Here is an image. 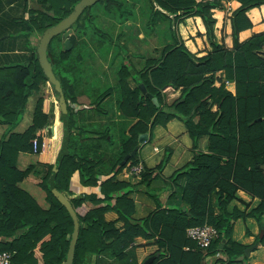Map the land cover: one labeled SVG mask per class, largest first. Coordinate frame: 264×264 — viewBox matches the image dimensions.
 <instances>
[{"label": "trees", "instance_id": "obj_1", "mask_svg": "<svg viewBox=\"0 0 264 264\" xmlns=\"http://www.w3.org/2000/svg\"><path fill=\"white\" fill-rule=\"evenodd\" d=\"M10 1H20L24 7L27 3ZM139 1L37 0L40 9L28 10L31 14L26 20L24 12L19 17L27 34L24 60L0 64V124L8 126L0 137V251L13 252V264H138L136 248L141 245L137 237L157 246L150 255H159L150 264H204V258L211 255H218V264H248L245 249L250 245L233 240V227L239 218L253 217L264 228V56L258 53L264 47V31L244 41H239L238 34L252 26L246 12L264 0H237L241 4L229 17L231 48L223 38L221 43L215 41L212 10L220 6L219 0H146L149 10L143 25L152 34L167 20L171 40L159 56L145 57L134 71L122 51L113 83H103L98 77L100 83L84 71L87 55L74 54L77 43L72 36L69 49L56 48L68 29L80 31L87 25L85 18L97 5L104 9V20L120 27L117 36L128 35L127 23ZM188 16H199L204 24L212 50L203 56L195 57L173 32L172 25ZM219 71L235 83V92L226 89L224 82L214 85L220 80ZM140 83L158 105L141 94ZM46 86L53 102L42 93ZM168 88L181 91L171 104L163 95ZM32 96H37L32 123L16 132L14 127ZM53 104L58 124L51 138L46 126L53 119ZM174 118L187 128L193 159L165 178L162 170L172 152L166 147L154 168L141 163L138 183L118 180L116 176L127 164L140 163L137 150L120 166L138 144V135L147 132L146 142H150L154 126L165 127ZM203 136L207 149L197 151L196 142ZM34 138L38 142L35 153ZM24 152L32 154L33 160L20 167L18 157ZM75 174L81 185L92 186L94 191L69 199L64 193L71 191ZM32 177L39 179L36 185L42 199L23 186ZM159 178L165 185L152 188L151 182ZM168 189L173 191L163 200L160 195ZM238 190L259 198L258 205L248 212L237 207L229 210ZM133 192H143L154 201L155 208L146 217H132L135 203L129 195ZM65 199L77 216V229ZM108 211L117 217L107 220ZM205 223L219 234L208 247L199 248L186 236V228ZM263 245L264 235H257L252 248ZM186 246L193 250H184Z\"/></svg>", "mask_w": 264, "mask_h": 264}, {"label": "crops", "instance_id": "obj_2", "mask_svg": "<svg viewBox=\"0 0 264 264\" xmlns=\"http://www.w3.org/2000/svg\"><path fill=\"white\" fill-rule=\"evenodd\" d=\"M218 3L220 6L214 8L212 10L213 17L216 19V23L214 26V36L215 41L218 43L223 42L228 48L232 47V27L230 16L232 15L233 11L240 6V2L237 0H219ZM10 6L13 2L9 3ZM248 18L252 22V26L244 29L239 32L238 38L239 41H244L245 39L249 38L252 34L264 31V4L259 7H254L249 9L246 12ZM194 19V20H193ZM186 23H188V28L191 35L194 36L195 47L197 46V53L199 52V56L205 55L206 48L209 51L212 50V46L210 45L209 41L207 42V37L205 33L204 24L199 16H192L189 18L184 19ZM194 22V24H192ZM192 26V27H190ZM191 28V29H190ZM195 29V33L193 30ZM8 37V36H7ZM200 40V44L197 43ZM207 42L205 46L203 41ZM187 44V41H186ZM188 48V47H187ZM15 50L14 53L17 54L14 58V62H21L24 60L23 54L25 53L22 50H17V48H13ZM264 47L259 50V54H262ZM195 51V52H196ZM3 53L0 51V56ZM20 58V59H19ZM5 61L2 60L0 57V64L1 62ZM13 61V60H12ZM110 76V75H109ZM216 76L220 78L217 80L214 85L219 86L221 82L225 83V88L231 92H235V83L233 81L226 80L224 77L223 71H219L216 73ZM42 93L49 98L51 102H53V97L51 96L50 90L46 87L43 88ZM181 94L180 90H174L172 88H168L165 90V100L167 104H171L174 100H176ZM37 96H32L27 104V108L23 114L22 120L14 127V131L22 132L26 130L32 123V111L34 108V102ZM83 104L87 103L85 99H81ZM209 102H212L210 99ZM72 105V104H71ZM75 105V104H74ZM52 121L49 125L46 126V129L51 131V138H54V128L58 124V111L57 106L55 104L52 105ZM212 111L216 110V105L213 104L211 107ZM198 117L194 118L196 122ZM7 125L0 124V137L7 129ZM171 148L172 152L169 157L167 164L164 166L162 170V175L165 178H169L172 174L180 167L184 166L187 162L193 159V142L187 133L186 126L178 119L174 118L167 123L165 127L161 125H156L153 128V138L150 142H144L138 148L140 154V163H144L148 168H154L163 158L165 148ZM207 149V137L203 136L199 138L196 142V149L197 151L205 152ZM33 160L32 154L29 152L21 153L18 157V165L20 167H26L29 165ZM100 179H103L104 176L97 175ZM118 180L126 181L131 184H136L140 180V175L133 173L129 170V167L126 166L121 170V172L116 176ZM39 179L30 178L27 181L23 182V186L33 192L38 199H42L43 193L39 192V189L36 183ZM165 185L162 179H155L151 182L152 188H161ZM70 192L64 193L67 198L72 197H80L82 194H90L94 191L92 186H83L79 182L78 174H75L72 178V183L70 187ZM173 191V189H168L161 193L160 197L163 200H166L169 194ZM135 203V212L132 214L134 219H140L149 215L155 208L154 201L148 197L143 192H133L129 195ZM237 199H234L230 202L228 209L231 210L233 207H237L239 210H245L248 212L250 209L256 207L259 203V198L251 197L243 190L237 191ZM242 199L245 203L248 204V207L245 208V204L240 202ZM117 217L114 211H108L105 213V218L107 220H113ZM118 225L121 222L117 223ZM263 227H260L258 222L253 217H247L246 219L239 218L234 222L233 227V240L244 244L250 245L247 247L249 252L246 253L247 255V263L248 264H264V245L260 248L253 249L252 244L255 240V237L258 235L260 237ZM264 235V233H263ZM262 235V236H263ZM136 243L140 244L138 248H136V259L138 264H142L143 261L147 258L148 255L156 251L157 246L154 244H145L146 240L142 237L136 238ZM246 248V249H247ZM154 250V251H153ZM185 250V248H184ZM193 250V249H192ZM191 250V251H192ZM218 255L214 256H207L204 258V264H218L216 261Z\"/></svg>", "mask_w": 264, "mask_h": 264}, {"label": "rangeland", "instance_id": "obj_3", "mask_svg": "<svg viewBox=\"0 0 264 264\" xmlns=\"http://www.w3.org/2000/svg\"><path fill=\"white\" fill-rule=\"evenodd\" d=\"M10 2V0H0V51L3 53L0 57L2 60H5L1 62L4 64L14 63V57L17 54L14 53L13 50L15 49L13 48L24 51V46H27V34L23 32V23L19 21V17H22V13L24 12L26 20L30 18L31 14L28 10L32 8H41V5L38 4L37 0H27L26 7H24L20 1L13 2L11 6L9 4ZM134 9L135 16L132 18V21H128V23L126 22L129 24L126 28L129 31L128 35H124L123 37L117 36L120 27L111 24L112 22L104 20V9L102 5H97V7L93 8L90 12L88 18H85L87 21L83 19L80 21L81 23L86 21L87 25L84 28H81L80 31L72 30L67 36V38L72 36L75 44L77 43L74 54H77V52L79 54L81 52L85 56L87 55L86 67H84V69L87 70L84 71L89 72L98 79L100 83L101 81L99 78H101L103 83L114 82V75L122 61V55L128 60V62L131 61L133 66L132 71H134L144 64L145 57L159 56L165 43L167 44V42L171 40V34L169 33L170 30L167 28V20H164L161 23L160 31H156L152 34L149 33L148 29L143 25V16L145 12L149 10L148 1L140 0L138 3L134 4ZM189 17L192 16L185 17L178 23L173 24V32L178 34L184 45L188 47L189 51L195 55V57H200L199 52L201 51H198L199 54L197 53L194 36L191 35L189 31L188 23L184 21V19ZM192 24H194V22H192ZM98 30H101V32L106 33L109 36L111 35V39L108 41L106 38H102V36L99 35ZM193 33H195V29L193 30ZM32 41L34 42L33 37ZM197 41V43L200 44V40ZM206 41L208 42V40ZM206 41H203L205 46L207 45ZM63 45L65 48V39H63L62 35L61 38H58L56 48L60 49ZM208 50L209 49L206 48L205 53L208 52ZM262 54L264 55V50L262 51ZM128 82L131 87L135 86V83L131 78L128 79ZM163 95L165 98V91L163 92ZM103 119L104 118L100 117L98 120L102 123ZM116 133L118 134L119 132ZM116 143L115 146H118V139ZM126 166L129 167L128 164Z\"/></svg>", "mask_w": 264, "mask_h": 264}, {"label": "built area", "instance_id": "obj_4", "mask_svg": "<svg viewBox=\"0 0 264 264\" xmlns=\"http://www.w3.org/2000/svg\"><path fill=\"white\" fill-rule=\"evenodd\" d=\"M203 1H215V0H203ZM37 138L32 139L33 152H37ZM129 170L133 173L139 174L141 171V163L135 166H129ZM219 231L210 224H203L198 226H191L186 228V236L193 240L199 248H206L211 241L216 238ZM185 250H192L188 246L184 247ZM13 252L0 251V264H13L12 262Z\"/></svg>", "mask_w": 264, "mask_h": 264}, {"label": "water", "instance_id": "obj_5", "mask_svg": "<svg viewBox=\"0 0 264 264\" xmlns=\"http://www.w3.org/2000/svg\"><path fill=\"white\" fill-rule=\"evenodd\" d=\"M71 31H72L71 29H68V30H67L66 32H64V34H63V39H65V49H69L70 46H71V44H70V40L67 38V36L69 35V33H70ZM55 86L58 87L57 84H56ZM138 87H139V90H140L141 94L145 95L146 97L151 98L152 101H153V103H154L155 105H158L157 98H156V97H153L150 93L147 92V89H146V87H145V85H144L143 83H140V84L138 85ZM56 90L58 91V88H57ZM147 139H148V133H147V132H145V133H140V134L138 135V144H137V145L131 150L130 153H128V154H126V155L124 156V158H123V159L121 160V162H120V166L124 165L125 162H126L130 157L135 156L136 151L138 150L139 146H140L141 144H143L144 142H146ZM64 203H65V205L68 207L69 211L71 212L72 217H73V221H74V227H75V229H77V226H78V219H77V216H76L75 212L73 211V209H72V207H71V205H70V203H69V201H68L67 199L64 200ZM263 233H264V230H262L261 235H260V238L262 237ZM224 241H225V240L223 239L222 242H221V244L219 245L220 248L223 246ZM245 252L248 253V252H249V249H248V248L245 249ZM158 255H159V252H157L155 255H150L149 257H147V258L143 261L142 264H150V263L154 260V258H155L156 256H158Z\"/></svg>", "mask_w": 264, "mask_h": 264}]
</instances>
